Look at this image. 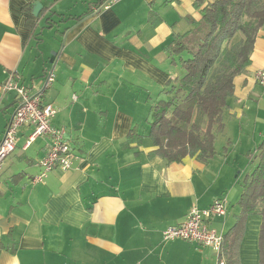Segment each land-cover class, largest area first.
I'll use <instances>...</instances> for the list:
<instances>
[{
  "label": "crops",
  "instance_id": "crops-1",
  "mask_svg": "<svg viewBox=\"0 0 264 264\" xmlns=\"http://www.w3.org/2000/svg\"><path fill=\"white\" fill-rule=\"evenodd\" d=\"M105 1L0 0V95L12 76L32 94L42 92L58 111L52 126L66 130L74 154L70 171L55 170L34 184L51 141L39 138L27 147L32 128H22L0 172V264H218L211 249L166 242L163 233L183 224L194 207L207 209L218 199L226 200L227 214L209 226L224 235L234 227L244 184L237 188L242 172L234 161L217 153L208 163L188 157L169 164L148 157V138L141 147H124L146 122L124 107L138 108L155 90L157 102L164 99L168 84L183 75L180 57L166 48L193 28L188 18L201 19L198 0H121L97 9ZM36 2L43 6L39 17ZM45 30L55 34L51 50L43 48ZM50 51L56 52L48 64ZM251 60L235 79L224 115L246 119L247 108L259 121L264 87L255 75L264 71V28ZM16 107L14 93L0 99V142ZM148 122L138 131L144 137ZM258 131L249 141L254 155L264 138V128ZM261 222L260 215L248 218L238 264H260Z\"/></svg>",
  "mask_w": 264,
  "mask_h": 264
},
{
  "label": "trees",
  "instance_id": "trees-1",
  "mask_svg": "<svg viewBox=\"0 0 264 264\" xmlns=\"http://www.w3.org/2000/svg\"><path fill=\"white\" fill-rule=\"evenodd\" d=\"M258 3L215 0L204 5V0L196 1L201 19L188 18L193 28L174 35L166 48L180 57L183 75L168 84L163 92L167 98L153 107L148 137L134 128L124 147H141L148 138L153 147L148 157H160L169 164L188 157L208 163L216 157V134L226 129L224 113L235 93V79L251 65L258 34L264 28V3ZM180 96L183 99L176 101ZM257 151V166L244 180L241 213L224 235L218 264H238V248L253 215L262 217L258 247L259 263L264 264V138Z\"/></svg>",
  "mask_w": 264,
  "mask_h": 264
},
{
  "label": "built area",
  "instance_id": "built-area-1",
  "mask_svg": "<svg viewBox=\"0 0 264 264\" xmlns=\"http://www.w3.org/2000/svg\"><path fill=\"white\" fill-rule=\"evenodd\" d=\"M119 1L121 0H106L97 9H108ZM52 81L51 74L46 86ZM255 81L264 87L263 70L256 73ZM9 93L16 95L17 107L0 142V172L6 160L16 150L18 135L24 127L32 128L27 147L39 138H49L51 141L46 155L38 163L41 172L33 178L34 184L44 182L55 170L70 171L74 165L73 149L66 139V130L52 126V120L58 112L54 105L45 104L42 92L32 94L28 88L16 82L13 76L2 86L0 99ZM226 214L227 203L224 199H218L207 209L194 207L187 220L179 226L168 227L163 233V238L166 242L183 240L195 243L211 249L218 255L221 252L224 234L212 229L209 221L216 217H224Z\"/></svg>",
  "mask_w": 264,
  "mask_h": 264
},
{
  "label": "rangeland",
  "instance_id": "rangeland-1",
  "mask_svg": "<svg viewBox=\"0 0 264 264\" xmlns=\"http://www.w3.org/2000/svg\"><path fill=\"white\" fill-rule=\"evenodd\" d=\"M263 3L264 0H259L258 4L261 5ZM54 35L55 34H53V32H49L48 30H45L44 38H42L44 40L43 48L45 50H51L50 48L54 45L53 44ZM55 52L56 51H50V55L46 56L48 64H50L53 58L55 57ZM177 85L178 83L175 84V86ZM149 94L147 93L144 95L145 102L143 105H140L138 108H133V109L131 107L129 108L124 107L125 109L123 111V113L127 112L128 115L131 114L132 116H134L135 121H146L145 123L142 122L143 125H136L135 127L138 128V131H140L141 133L144 132V128L147 125V121H149L148 125L150 127V121H152L151 118V113L153 109L152 106L155 105V103L153 104L151 103L153 100L157 102L159 96V93L156 92V90L155 92H150ZM164 96H165L164 99H166L167 98L166 95ZM173 96L174 95H172V97ZM148 97H151L150 99L151 102L147 104L146 102H148L147 101ZM182 99H183L182 96L176 97V101H181ZM260 105H261V109L259 115L257 116L259 121H253L255 120L254 118L256 117V116L252 117L254 114V110H247V108H246V112H247L246 119L245 117L242 119L230 117L227 113L224 115V123L226 125V130L223 133L216 134L215 146L217 153L229 155L231 162L234 161L235 163L237 173L242 172L238 178L237 188L241 187V184L242 182L244 183L245 178L248 175H250L256 168L255 158H257V155L248 152V148L250 145H252V143L249 141L255 138L253 136V133H256L257 135L259 132L258 129L264 128V101L261 102ZM254 107L257 106L254 105ZM146 145H145L146 148L147 147L149 149L152 148L151 142L149 140L148 142H146ZM236 175L238 176V174ZM241 189L243 190V187H241ZM222 232H224V230H222Z\"/></svg>",
  "mask_w": 264,
  "mask_h": 264
},
{
  "label": "water",
  "instance_id": "water-1",
  "mask_svg": "<svg viewBox=\"0 0 264 264\" xmlns=\"http://www.w3.org/2000/svg\"><path fill=\"white\" fill-rule=\"evenodd\" d=\"M42 8H43L42 4H41L40 2H36L35 7H34V9H33V15H34L35 17H39V15H40V13H41V11H42ZM52 61H53V60H52ZM52 61H51V62H52Z\"/></svg>",
  "mask_w": 264,
  "mask_h": 264
}]
</instances>
